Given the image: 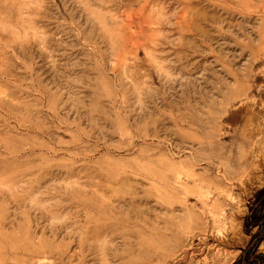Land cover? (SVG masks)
<instances>
[{"label":"rangeland","instance_id":"1","mask_svg":"<svg viewBox=\"0 0 264 264\" xmlns=\"http://www.w3.org/2000/svg\"><path fill=\"white\" fill-rule=\"evenodd\" d=\"M0 264H264V0H0Z\"/></svg>","mask_w":264,"mask_h":264}]
</instances>
